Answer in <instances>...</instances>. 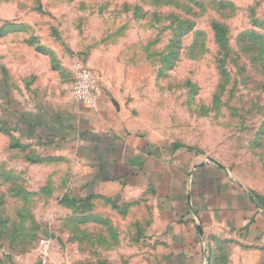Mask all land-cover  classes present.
<instances>
[{"label": "rangeland", "instance_id": "rangeland-1", "mask_svg": "<svg viewBox=\"0 0 264 264\" xmlns=\"http://www.w3.org/2000/svg\"><path fill=\"white\" fill-rule=\"evenodd\" d=\"M78 65L131 132L264 201V0H0V264L34 260L41 237L67 264L163 261L152 192L93 178L82 147L32 130L79 107ZM235 240L204 238L201 264H264V245Z\"/></svg>", "mask_w": 264, "mask_h": 264}, {"label": "crops", "instance_id": "crops-1", "mask_svg": "<svg viewBox=\"0 0 264 264\" xmlns=\"http://www.w3.org/2000/svg\"><path fill=\"white\" fill-rule=\"evenodd\" d=\"M77 104L66 118L65 113L43 109L32 118V130L47 145L60 140L75 153L82 147L79 162L93 178L152 192L153 236L161 244V264H201L203 240L212 236L264 245V210L215 165L202 160L194 164L196 159L187 153L156 150L147 138L131 132L102 90L96 108ZM49 264L67 263L52 254Z\"/></svg>", "mask_w": 264, "mask_h": 264}, {"label": "built area", "instance_id": "built-area-1", "mask_svg": "<svg viewBox=\"0 0 264 264\" xmlns=\"http://www.w3.org/2000/svg\"><path fill=\"white\" fill-rule=\"evenodd\" d=\"M71 91L74 99L85 103L87 106L96 108L100 94L99 77L88 68L78 65L75 68ZM53 252L54 249L51 239L49 237H41L38 240L36 249L38 259L32 264H49Z\"/></svg>", "mask_w": 264, "mask_h": 264}, {"label": "trees", "instance_id": "trees-1", "mask_svg": "<svg viewBox=\"0 0 264 264\" xmlns=\"http://www.w3.org/2000/svg\"><path fill=\"white\" fill-rule=\"evenodd\" d=\"M252 199L255 201V203L261 208L264 210V201L259 198H257L256 196H252Z\"/></svg>", "mask_w": 264, "mask_h": 264}]
</instances>
